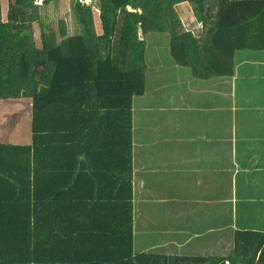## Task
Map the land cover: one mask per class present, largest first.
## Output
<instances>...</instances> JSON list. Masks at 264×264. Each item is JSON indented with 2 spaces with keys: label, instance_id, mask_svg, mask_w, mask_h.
I'll list each match as a JSON object with an SVG mask.
<instances>
[{
  "label": "crops",
  "instance_id": "obj_1",
  "mask_svg": "<svg viewBox=\"0 0 264 264\" xmlns=\"http://www.w3.org/2000/svg\"><path fill=\"white\" fill-rule=\"evenodd\" d=\"M161 38L140 95L16 106L0 130V187H15L0 192V264H264V49L210 76Z\"/></svg>",
  "mask_w": 264,
  "mask_h": 264
},
{
  "label": "trees",
  "instance_id": "obj_2",
  "mask_svg": "<svg viewBox=\"0 0 264 264\" xmlns=\"http://www.w3.org/2000/svg\"><path fill=\"white\" fill-rule=\"evenodd\" d=\"M49 0H46V4ZM140 0H72L82 25L76 35L44 36L39 46L27 21L40 17L35 0L10 2L9 19H1L0 97L94 99L133 97L146 86V47L150 32L166 31L162 14L170 15L172 53L181 63L204 75H229L237 50L264 49V0H152L135 10ZM191 2L205 28L199 38L173 19L172 5ZM94 9L100 11L103 32L96 30ZM141 32L143 37L141 38Z\"/></svg>",
  "mask_w": 264,
  "mask_h": 264
},
{
  "label": "rangeland",
  "instance_id": "obj_3",
  "mask_svg": "<svg viewBox=\"0 0 264 264\" xmlns=\"http://www.w3.org/2000/svg\"><path fill=\"white\" fill-rule=\"evenodd\" d=\"M13 2L14 0H0L1 4V19L3 22H7L9 19V9H10V2ZM38 8H40V17L32 20L27 21V24L29 26V30L31 35H33L34 41L41 46L43 44V38L44 36H52L54 38H57L58 41L61 39V30L62 28H67L68 31L71 34H78L82 31L81 23L77 18V22L73 15V7H72V0H49L46 4V0H35L34 2ZM152 0H140L139 6H127V8L133 9L138 14L141 11L142 6L145 5H151ZM173 8V19L175 21H178L177 25H182L183 29H177V32L184 33L186 30L192 32L193 35L196 34L199 38L203 35L205 28L202 27V21L200 19V16L206 15V12L200 13L199 10H197V6L193 5L191 2H180L175 3L172 5ZM72 9V10H71ZM71 11V12H70ZM95 11V25L97 26L98 33L103 32V26L102 21L99 18L100 12L97 9H94ZM65 13L66 17H62V14ZM162 20L165 21L166 24V35H169L172 33L173 24L172 20H170V15L168 14H162ZM83 28V27H82ZM185 28V29H184ZM192 30V31H191ZM195 32V33H194ZM163 33L155 32L152 35L148 36L147 42L149 45L151 44H159L162 41L161 36H163ZM68 35V34H67ZM150 50H147V64H148V70L151 72L152 75L158 76V54H161L162 51H158V48L156 47H148ZM189 69V68H188ZM149 86V84H148ZM42 99L47 100L48 97H41ZM0 103V130L4 129L5 127L9 126L10 124V117L11 114H14V110L17 109L16 106H21L22 103L24 105L26 103L27 106H30L32 103L31 98L27 97H19L14 99H4ZM18 107V108H19ZM13 116V115H12ZM7 159L5 163H7L9 157L6 155ZM15 188L12 183L0 187V192L4 195H8L10 192V189ZM29 193V189H26L20 193V196H26ZM12 239V238H11ZM13 240V239H12ZM12 250L15 254L19 251V246L21 243L18 241L16 243L8 242ZM15 244V245H14ZM18 261L15 264H19V257ZM28 261H31L29 259Z\"/></svg>",
  "mask_w": 264,
  "mask_h": 264
},
{
  "label": "water",
  "instance_id": "obj_4",
  "mask_svg": "<svg viewBox=\"0 0 264 264\" xmlns=\"http://www.w3.org/2000/svg\"><path fill=\"white\" fill-rule=\"evenodd\" d=\"M125 9H129V8L126 7ZM130 10H133V9H130Z\"/></svg>",
  "mask_w": 264,
  "mask_h": 264
}]
</instances>
